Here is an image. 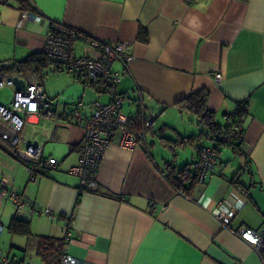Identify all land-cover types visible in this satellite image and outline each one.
Returning a JSON list of instances; mask_svg holds the SVG:
<instances>
[{"label": "crops", "instance_id": "1", "mask_svg": "<svg viewBox=\"0 0 264 264\" xmlns=\"http://www.w3.org/2000/svg\"><path fill=\"white\" fill-rule=\"evenodd\" d=\"M49 22L100 41L127 42L133 56L128 69L112 65L122 73L119 116L141 130L144 106L153 123L147 150L112 142L99 163L97 185L83 188L69 169L79 161L84 127L68 121L67 114L75 102L87 111L91 102L110 96L57 63L45 68L43 75L50 72L62 83L55 90L42 88L52 114L27 116L26 134L58 164L30 181L0 136V178L37 210L30 214L26 207L20 217L29 222L31 236L15 235L8 230L14 208L7 197L0 199V241L16 249L7 256L44 264L36 250L38 238L46 236L63 238L62 254L89 264H264V251L257 254L212 215L233 208L230 228L264 226V0H12L0 4V63L42 52ZM73 52L94 54L81 37ZM6 87L4 104L15 89ZM195 91L207 93V107L221 125L246 101L244 135L238 152L232 145L224 146L231 153L221 148L207 178L182 192L169 179L168 164L176 171L188 165L193 175L200 146L213 142L200 134L207 128L197 117L178 104ZM59 94L63 106L51 103ZM190 136L193 140L179 143ZM235 175L244 193L230 181ZM182 178L186 187L189 179Z\"/></svg>", "mask_w": 264, "mask_h": 264}, {"label": "built area", "instance_id": "2", "mask_svg": "<svg viewBox=\"0 0 264 264\" xmlns=\"http://www.w3.org/2000/svg\"><path fill=\"white\" fill-rule=\"evenodd\" d=\"M12 0H0V4L7 5ZM23 16L41 18L38 14L23 12ZM84 38L86 43L94 50L92 56H78L73 52V42L77 38ZM43 54L57 63L58 69L75 74L81 81H95L99 91L109 93L107 102L95 100L87 106L81 101L75 102L67 114V120L82 124L84 127L83 142L80 147V158L77 164L69 169V173L78 177L83 188L90 189L97 185L96 172L100 161L103 159L106 148L117 142L123 148H133L140 145L147 150L146 133L152 126V120L145 115L144 106L140 107L142 114V128L135 131L128 123L120 119V111L124 96L119 92L118 85L121 75L112 68L114 63H120L127 70L133 56L125 41L109 43L89 36H84L77 30L66 27L60 23L49 22L45 34ZM23 79L22 89H14L8 104L0 103V136L6 141L13 155L23 164L28 173L29 180L35 181L40 175L56 168L58 161L54 157H44L42 145L27 137L26 118L29 115L50 116L51 107L44 100V92L33 72H0V89L14 86L13 78ZM215 79L221 80V75L216 72ZM247 107L237 114L225 116V126L217 139L209 145H202L200 153L192 166L196 172L197 182H203L213 170L217 162V154L225 145H231L242 140L244 135L243 118ZM7 182L0 178V199L7 197L14 208L15 216L22 217L25 208H30V214L37 212L35 206L22 198L19 194L8 190ZM235 209L226 211L215 209L213 217L223 228H227L238 238L250 244L257 254L264 250V226L252 229L241 226L237 229L230 228V221L235 214ZM51 220H57L56 215L49 214ZM65 218V222H69ZM2 226L0 224V232ZM0 264H28L21 260L10 259L7 255L0 254ZM60 264H89L64 253Z\"/></svg>", "mask_w": 264, "mask_h": 264}, {"label": "trees", "instance_id": "3", "mask_svg": "<svg viewBox=\"0 0 264 264\" xmlns=\"http://www.w3.org/2000/svg\"><path fill=\"white\" fill-rule=\"evenodd\" d=\"M142 38L144 39L145 37ZM53 62L56 64L54 60L47 57L45 54H43V52H33L22 60H13L9 64L0 63V72H18L20 74L26 72H33L36 74L37 77L40 78L41 76H43V70ZM90 82L93 83L96 89L99 90L95 81H90ZM178 104L180 105L181 108L192 112L197 117L198 122L207 128V131H201L200 133L201 135H204L205 137H208L213 141L217 139V136L222 132L225 123L224 125L218 123L214 118V112L207 107L206 92L204 91L191 92L186 98L181 100V102H179ZM246 105H247L246 101L239 102L233 114L239 113L240 110L246 107ZM128 125L130 126V124ZM130 128L133 129L132 127ZM133 130L138 131L137 129H133ZM191 140H193L192 136L188 137L186 140L182 139L179 143L183 144ZM241 143L242 140L231 145L238 152ZM199 153H200V149H199ZM168 166L170 169L168 170V177H170L169 179L178 190L185 192L191 187L192 183L196 180V173L191 175L192 173L188 165H185L179 171H176L172 164H168ZM182 177H185V179H189L188 185L186 187L183 186L184 183ZM230 181L232 182L236 190H239L240 192L244 193V188L239 183L237 175H235ZM108 195L115 196L114 194L111 193H108ZM8 230L9 232L15 235H23L26 237L31 236L29 222L20 217L14 216L11 219L8 225ZM64 244L65 242L63 238L40 236L38 238V243H37V250H36L37 255L40 257V259L43 261L44 264H60V258L63 255L62 249Z\"/></svg>", "mask_w": 264, "mask_h": 264}, {"label": "rangeland", "instance_id": "4", "mask_svg": "<svg viewBox=\"0 0 264 264\" xmlns=\"http://www.w3.org/2000/svg\"><path fill=\"white\" fill-rule=\"evenodd\" d=\"M40 79H41V83H42V88L45 90V92L49 91V89L50 90L51 89L52 90L57 89L58 87L61 86V83H62V81L60 79H58V77L52 75L50 72L45 73V75L41 76ZM9 91H10V87H6V88L0 90V101H5V97H7V95L9 94ZM61 95L62 94H59L58 96H56L53 100H51V103H53L54 105L57 104V105L63 106L64 103H66V100L63 97H61ZM45 98H46V96H45ZM73 104H71V105H73ZM155 142H159L157 138L155 139ZM222 149H226L227 152L231 153L230 148L227 149V148H225L223 146ZM237 160L238 159H236V158L233 159V164L237 163ZM178 165H180V164H178ZM183 166H184V164H181V166H178V168H182ZM14 250H16V249L12 248L10 246V243L7 242L4 238L0 241V254L2 253V255H7L8 252L10 251L9 253L11 255L12 251H14ZM23 254L24 253H22V255ZM27 261H30V257H28V256L26 257V261L25 262L27 263ZM33 263H34V261H33Z\"/></svg>", "mask_w": 264, "mask_h": 264}, {"label": "water", "instance_id": "5", "mask_svg": "<svg viewBox=\"0 0 264 264\" xmlns=\"http://www.w3.org/2000/svg\"><path fill=\"white\" fill-rule=\"evenodd\" d=\"M13 85H14L15 89L20 90L24 86V81L21 78L15 77V78H13Z\"/></svg>", "mask_w": 264, "mask_h": 264}]
</instances>
